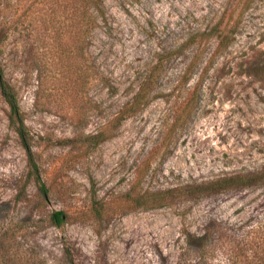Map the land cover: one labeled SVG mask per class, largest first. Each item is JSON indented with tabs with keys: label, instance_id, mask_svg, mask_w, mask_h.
I'll return each instance as SVG.
<instances>
[{
	"label": "rangeland",
	"instance_id": "374dc122",
	"mask_svg": "<svg viewBox=\"0 0 264 264\" xmlns=\"http://www.w3.org/2000/svg\"><path fill=\"white\" fill-rule=\"evenodd\" d=\"M243 1L104 0L107 24L78 47L57 0H0L4 80L47 188L0 96V232L31 263L264 264V183L136 204L264 169V0L238 16ZM217 21L220 51L201 35Z\"/></svg>",
	"mask_w": 264,
	"mask_h": 264
},
{
	"label": "trees",
	"instance_id": "16d2710c",
	"mask_svg": "<svg viewBox=\"0 0 264 264\" xmlns=\"http://www.w3.org/2000/svg\"><path fill=\"white\" fill-rule=\"evenodd\" d=\"M250 0H244L243 6L238 12L241 16ZM58 17L67 20L61 24ZM107 11L104 0H57V28H66L73 36V43L78 47L83 44V33L87 29L107 24ZM6 24V23H4ZM7 29V28H6ZM201 35H206L209 39L212 36L217 38V50H224L228 44L229 31H225L220 21L215 22L208 30L204 29ZM2 39H0V42ZM2 45L0 43V52ZM0 96L8 106V125L16 132L20 143L27 156V163L30 168V175L43 195H46L47 188L41 180L37 165L34 161L31 150L30 136L25 127L22 114L18 105L16 95L9 84L4 80L3 70L0 62ZM139 92L133 98L132 104H136ZM264 183V169L257 171L235 172L207 181H191L181 186L157 190L154 192L143 191L138 196V204L141 208L160 207L168 204L174 199H198L204 195L222 192L234 188H245L258 186ZM65 213L56 210L50 213L49 218L56 226H61L65 221ZM10 229L0 232V264H34L26 257L19 248V241L14 232L10 234ZM232 252V251H231ZM41 263V262H39Z\"/></svg>",
	"mask_w": 264,
	"mask_h": 264
}]
</instances>
